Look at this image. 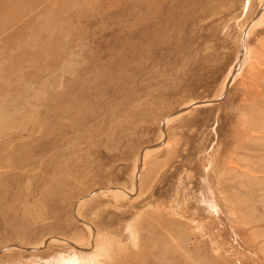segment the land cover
I'll use <instances>...</instances> for the list:
<instances>
[{"label":"rangeland","instance_id":"1","mask_svg":"<svg viewBox=\"0 0 264 264\" xmlns=\"http://www.w3.org/2000/svg\"><path fill=\"white\" fill-rule=\"evenodd\" d=\"M4 20L0 264H264V0Z\"/></svg>","mask_w":264,"mask_h":264},{"label":"bare ground","instance_id":"2","mask_svg":"<svg viewBox=\"0 0 264 264\" xmlns=\"http://www.w3.org/2000/svg\"><path fill=\"white\" fill-rule=\"evenodd\" d=\"M10 21L9 20H4V21H0V24L1 25H4L6 23H9ZM97 254H94L92 257H96ZM98 263H101L100 261Z\"/></svg>","mask_w":264,"mask_h":264}]
</instances>
